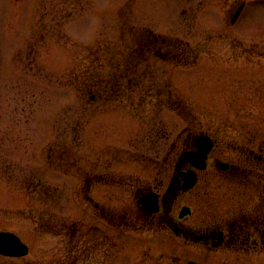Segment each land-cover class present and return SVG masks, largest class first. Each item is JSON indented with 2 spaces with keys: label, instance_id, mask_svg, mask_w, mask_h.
<instances>
[{
  "label": "rangeland",
  "instance_id": "obj_1",
  "mask_svg": "<svg viewBox=\"0 0 264 264\" xmlns=\"http://www.w3.org/2000/svg\"><path fill=\"white\" fill-rule=\"evenodd\" d=\"M239 2L242 12L230 23ZM27 4L29 0H0V165L10 164L7 171L0 166V229L18 234L29 253L19 259L0 257V264H61L70 248L80 255L89 213L83 195L74 191L78 174L90 163L112 159L114 172L141 175L138 163L154 157L147 148L153 128L146 113H160L159 133L152 135L162 144L155 149L161 158L186 124L177 113H193L191 118L202 127L209 124L206 129L225 121L238 125L233 113L264 121V0H36L31 11ZM54 5L58 34L46 38L37 53L39 70L22 69V58L13 59L19 69L10 68L11 22L38 16L42 7L50 17ZM139 27L175 36L194 46L196 55L186 68L150 58L141 80L105 102L93 87L99 82L98 61L110 75V61L134 48L130 31ZM152 88L156 93L171 90L175 99L170 100L179 111L154 101ZM68 113L73 115L76 166L71 170L66 162L63 170L75 179L60 173L57 162L49 159L57 146L67 147ZM125 113L145 115L140 121ZM125 190L115 189L111 195L119 201L111 203L132 206V195ZM119 243L118 264H185L196 257L194 248L166 232L123 233ZM75 264H85L84 258Z\"/></svg>",
  "mask_w": 264,
  "mask_h": 264
},
{
  "label": "flooded vegetation",
  "instance_id": "obj_2",
  "mask_svg": "<svg viewBox=\"0 0 264 264\" xmlns=\"http://www.w3.org/2000/svg\"><path fill=\"white\" fill-rule=\"evenodd\" d=\"M35 1L29 0L27 11H31ZM55 5L52 6L50 17L45 7H42L38 16L28 14L19 18L16 25L11 22L10 27L15 29L10 31L13 37L8 36L13 41L10 44V68L19 69L13 59L17 61L22 58L26 61L18 63L22 69L33 71L37 67L39 70L37 53L44 48L46 38L57 37L58 34L59 21ZM242 9L243 4L240 3L232 13L230 23H236ZM7 33L10 35L8 30ZM2 45L3 35L0 30V52ZM189 47L192 54L184 64H173L166 57L149 55L142 62H137L133 74L118 70L122 69L120 62L123 54L130 49L123 51L119 59L110 61V75L105 73V64L99 61L103 75L98 96L107 102L127 92L135 79H142V68L150 58L159 59L165 65L188 67V59L196 55V48ZM68 81L70 84L73 80ZM151 92L156 93V90L152 88ZM161 92L159 89L154 98L161 105L171 101L170 98L175 95L171 90L169 93L166 90ZM177 95L180 99V95ZM69 114L67 147L57 146L49 159L57 162L55 166L58 171H62L60 173L74 178L75 174L64 173L63 170L66 162L71 170L76 166L73 115ZM109 114L117 117L119 113ZM125 114L133 119L144 118L145 115ZM159 114L146 113L153 128L146 139L147 148L154 157L143 158L138 163L143 168L141 175L146 173L143 178L139 174H131L126 178L114 172L112 167L115 160L112 159L99 164L90 163L88 170L78 174L79 184L74 185V191L79 196L83 195L89 213L84 228L85 242L80 255H73L74 250L70 248L67 258L61 264H75L80 256L84 258L85 264H118L121 252L119 238L123 233L159 231L195 249V261L188 260L185 264H264V121L261 117L256 121L250 113H233V117L239 119L238 125L230 127L225 121L206 129L209 124L204 127L199 119L202 127L198 119L195 121L191 118L193 113H177L186 124L180 130L177 142L166 149L165 156L161 158L155 149L162 147V144L152 135L156 130L159 133L156 126V116ZM103 115L108 116V113ZM0 166L7 171L10 164L1 163ZM115 189H126L132 195V206L112 204L113 198L115 202L119 201L113 195ZM102 191L104 194L100 196L98 193ZM72 230L73 236L79 233L76 225ZM25 256L9 257L0 254V257L9 259Z\"/></svg>",
  "mask_w": 264,
  "mask_h": 264
},
{
  "label": "trees",
  "instance_id": "obj_3",
  "mask_svg": "<svg viewBox=\"0 0 264 264\" xmlns=\"http://www.w3.org/2000/svg\"><path fill=\"white\" fill-rule=\"evenodd\" d=\"M132 35L136 48L130 49L129 52L123 54L124 57L120 62L122 64V67L120 68L122 69L118 68V70L122 73H134L137 62H142L145 56L155 55L157 57L161 56L162 58L166 57V60L179 65L182 63L184 64V62L187 61V58L192 54L191 48L187 44L171 36L154 34L147 29H135ZM97 70L99 71V75L97 76L99 82L98 84H93V87H98V93H100V83L102 78L101 66L97 68ZM95 78L96 77H94V79ZM169 102L172 101L165 102L167 103L166 106L168 108H171L173 111H179L174 108V102H172V104Z\"/></svg>",
  "mask_w": 264,
  "mask_h": 264
},
{
  "label": "water",
  "instance_id": "obj_4",
  "mask_svg": "<svg viewBox=\"0 0 264 264\" xmlns=\"http://www.w3.org/2000/svg\"><path fill=\"white\" fill-rule=\"evenodd\" d=\"M27 247L12 233L0 232V253L7 256L27 254ZM193 264V263H191Z\"/></svg>",
  "mask_w": 264,
  "mask_h": 264
}]
</instances>
